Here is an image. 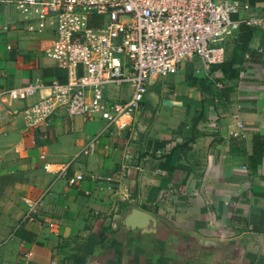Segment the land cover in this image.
Instances as JSON below:
<instances>
[{
	"label": "crops",
	"instance_id": "0c3cea01",
	"mask_svg": "<svg viewBox=\"0 0 264 264\" xmlns=\"http://www.w3.org/2000/svg\"><path fill=\"white\" fill-rule=\"evenodd\" d=\"M236 1L239 18L264 19V0ZM15 2L0 0V92L72 81L79 67L44 54L54 23L30 33ZM224 47L209 70L193 58L153 78L120 132L64 112L28 130L14 111L47 91L0 98V264H264V30L242 25ZM132 209L142 227L124 223Z\"/></svg>",
	"mask_w": 264,
	"mask_h": 264
},
{
	"label": "built area",
	"instance_id": "2783aa9c",
	"mask_svg": "<svg viewBox=\"0 0 264 264\" xmlns=\"http://www.w3.org/2000/svg\"><path fill=\"white\" fill-rule=\"evenodd\" d=\"M15 7L30 33H43L54 23L46 57L63 67L80 68L72 81L44 85L35 78L0 92V98L16 102L47 91L14 111L28 130L48 128L64 112L69 117H98L108 130L123 131L140 110L153 78L175 75L186 59L196 58L209 70L223 63L225 40L242 25L264 30V19L239 18L246 6L236 0H16ZM92 17H99L101 24L90 27ZM122 85L132 86L128 99H106L108 87ZM66 173L67 167L57 171L59 177ZM40 203H33L21 221H36Z\"/></svg>",
	"mask_w": 264,
	"mask_h": 264
},
{
	"label": "water",
	"instance_id": "95a60500",
	"mask_svg": "<svg viewBox=\"0 0 264 264\" xmlns=\"http://www.w3.org/2000/svg\"><path fill=\"white\" fill-rule=\"evenodd\" d=\"M137 220L136 227H142L143 226V221L147 220L149 218V215L137 210V209H132L130 213L126 216L124 223L126 225H133L134 224V219ZM132 223V224H131ZM135 226V225H134Z\"/></svg>",
	"mask_w": 264,
	"mask_h": 264
},
{
	"label": "trees",
	"instance_id": "16d2710c",
	"mask_svg": "<svg viewBox=\"0 0 264 264\" xmlns=\"http://www.w3.org/2000/svg\"><path fill=\"white\" fill-rule=\"evenodd\" d=\"M101 24V20L99 17H92L89 21L90 27H97ZM240 30V29H239ZM222 64V63H221Z\"/></svg>",
	"mask_w": 264,
	"mask_h": 264
}]
</instances>
